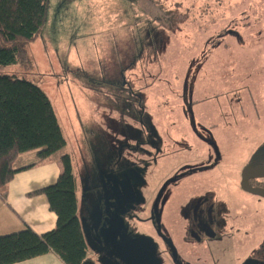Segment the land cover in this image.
Here are the masks:
<instances>
[{"label":"rangeland","instance_id":"1","mask_svg":"<svg viewBox=\"0 0 264 264\" xmlns=\"http://www.w3.org/2000/svg\"><path fill=\"white\" fill-rule=\"evenodd\" d=\"M263 16L264 0H49L20 71L66 142L47 162L67 157L93 181L80 216L97 264H149L148 217L151 262L170 264L161 239L190 231L175 213L183 225L217 204L227 215L232 192L264 216L239 188L264 144Z\"/></svg>","mask_w":264,"mask_h":264},{"label":"trees","instance_id":"2","mask_svg":"<svg viewBox=\"0 0 264 264\" xmlns=\"http://www.w3.org/2000/svg\"><path fill=\"white\" fill-rule=\"evenodd\" d=\"M48 7L49 0H0V192L18 171L13 163L19 154L35 150L44 159L66 144L50 99L20 71L25 46L42 31ZM12 65L17 67L8 71ZM62 163L64 170L56 181L35 191L45 195L56 216L55 227L41 235L30 228L0 234V264L49 251L64 264H97L87 255L71 163L67 157Z\"/></svg>","mask_w":264,"mask_h":264},{"label":"flooded vegetation","instance_id":"3","mask_svg":"<svg viewBox=\"0 0 264 264\" xmlns=\"http://www.w3.org/2000/svg\"><path fill=\"white\" fill-rule=\"evenodd\" d=\"M201 26L198 27V30ZM227 31L230 33L237 30L228 29ZM196 34L191 33L193 36ZM262 159H264V144L258 147L251 157L253 167H264ZM241 176L239 188L245 193L264 199V197L243 190L240 187ZM247 185L252 188H264V177H250L247 179ZM160 196V193H157L158 199ZM229 196L233 198L230 205L233 210L227 215L221 210L222 206L217 204L215 208L210 206L205 211L197 210L193 223L187 222L183 225L180 212L175 213V226L178 224L182 230L189 226L190 231L187 233L189 236H185L184 239L179 236L175 238L173 233L170 234L171 239H161L166 244L168 258L170 255V264H220L217 255L233 257V264H264V216L254 217L253 210L257 214L254 206L247 205L244 198L236 199L233 192ZM199 200L202 202L204 199L200 198ZM145 221L148 222V227L146 228L144 256L149 264H153L150 258V250L152 249L151 242L154 239L148 229L152 227V233L156 234L153 230V223L157 222L154 220L151 225L149 217L144 219L143 223ZM158 227V231H161V225ZM214 239L218 241L213 242Z\"/></svg>","mask_w":264,"mask_h":264},{"label":"crops","instance_id":"4","mask_svg":"<svg viewBox=\"0 0 264 264\" xmlns=\"http://www.w3.org/2000/svg\"><path fill=\"white\" fill-rule=\"evenodd\" d=\"M53 49V44H49ZM17 65L7 68L14 70ZM32 152V153H30ZM57 152V151H56ZM30 155H27L29 154ZM54 154V153H53ZM50 157V156H48ZM48 157L38 158L36 151H27L19 154L14 160L13 167L18 169L12 179L7 184L4 191L0 192V234H8L30 228L36 234L41 235L52 230L56 224V216L49 209L45 195L35 193V191L54 183L57 177L63 172L62 160L49 165ZM72 173L75 177V196L77 202V212L81 223H85V218L80 216L84 204V192L81 195L80 188L93 190L92 179H86L84 186L78 181L71 165ZM91 183V186L89 187ZM86 224V223H85ZM87 255L94 258L95 252L88 248ZM14 264H64V262L53 251L45 254L17 262Z\"/></svg>","mask_w":264,"mask_h":264},{"label":"water","instance_id":"5","mask_svg":"<svg viewBox=\"0 0 264 264\" xmlns=\"http://www.w3.org/2000/svg\"><path fill=\"white\" fill-rule=\"evenodd\" d=\"M250 177H264V167H251L243 170L240 187L250 193L264 197V188H252L247 185V179ZM82 231L88 248L92 250L100 249V246L93 241L90 231L85 224H82Z\"/></svg>","mask_w":264,"mask_h":264}]
</instances>
